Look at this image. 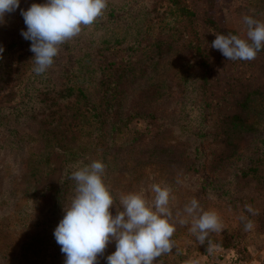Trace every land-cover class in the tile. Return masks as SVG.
Here are the masks:
<instances>
[{
    "label": "rangeland",
    "instance_id": "obj_1",
    "mask_svg": "<svg viewBox=\"0 0 264 264\" xmlns=\"http://www.w3.org/2000/svg\"><path fill=\"white\" fill-rule=\"evenodd\" d=\"M34 2L43 0H21L0 22V264H64L54 230L74 194L70 165L93 160L105 164L117 206L141 189L153 201V184L170 189L173 248L153 264H264V52L226 60L210 47L214 33L246 39L244 17L264 21V0H184L207 67L175 48L156 55L157 45L184 39L170 30L176 16L182 22L177 12L165 13L159 0H107L42 74L21 34L20 9ZM67 87L74 93L56 99ZM106 89L120 96L125 122L102 142L92 115L107 107ZM238 113L247 120L235 128L229 117ZM193 198L220 225L203 243L184 212ZM237 249L250 260L236 261ZM113 251L114 241L98 264Z\"/></svg>",
    "mask_w": 264,
    "mask_h": 264
},
{
    "label": "clouds",
    "instance_id": "obj_2",
    "mask_svg": "<svg viewBox=\"0 0 264 264\" xmlns=\"http://www.w3.org/2000/svg\"><path fill=\"white\" fill-rule=\"evenodd\" d=\"M20 3L21 0H0V22L20 8ZM106 4L107 0H43L20 9L26 26L21 34L31 41L35 73L46 72L60 45L77 36L82 25H92ZM244 23L246 39L214 33L210 47L220 51L226 60H254L264 46V21L245 16ZM70 167L74 194L70 202L63 203L64 215L54 230L64 264H98V258L112 241L115 251L106 256V264H153L172 250L175 226L170 222L168 187L151 185L155 194L151 202L146 199L144 189L129 192L120 197L117 206L104 180L105 164L101 160L88 164L80 161ZM114 205L115 214L111 210ZM184 212L192 218L190 231L201 243L210 230L219 229L216 213L202 210L195 198Z\"/></svg>",
    "mask_w": 264,
    "mask_h": 264
},
{
    "label": "trees",
    "instance_id": "obj_3",
    "mask_svg": "<svg viewBox=\"0 0 264 264\" xmlns=\"http://www.w3.org/2000/svg\"><path fill=\"white\" fill-rule=\"evenodd\" d=\"M162 4V6L165 8V13H171L174 14V12H177V15L179 18L182 19V22L177 20L176 16V21L175 24L170 28V30H173L174 28H177V31L182 33V38L184 39L180 40V43H177L174 40H171L168 42L167 47H165L164 44H159L156 46L155 53L158 55V57H164L168 52H170L172 49H178L183 53H187L189 56L191 55L192 57L195 55L199 56V64L202 66L207 67V62L206 59L203 56V49L201 47L200 41L198 39L197 33L193 31V16L194 12L188 7V5L184 2V0H159ZM165 2L162 3V2ZM159 9H155V11H158ZM114 13V12H113ZM233 35H237V32L232 31ZM175 36L174 32H171V36ZM8 49H10L8 47ZM258 52H264V46L260 49ZM197 65V64H195ZM78 94L83 95L84 93L82 92L81 88H78ZM68 92L74 93V89L72 87H67L61 90H57L55 94H57V98H62L64 97V94ZM260 92H253L249 93L246 95L243 101L240 102V107L246 110L248 108V104L250 103L251 99L250 96L252 94H257ZM45 96L48 99H55L52 95L51 92L45 94ZM105 102L107 103V107L105 110H96V114H93V123L99 125V133L100 135V140L103 142V140L109 139V135H112V137L116 134L117 129L120 128L121 122H125V119L121 118L122 116V100H120V96H114L113 94H109L108 90H105ZM111 96V97H110ZM111 98V100L109 99ZM57 101V100H56ZM56 102H54L55 104ZM116 120H114V118ZM231 124L237 128L239 125H245V122L247 120V116H243L242 114H234L229 117ZM107 124H111L110 126H107ZM74 125H77V123H73ZM67 133L63 132L62 130L60 131V135H65ZM257 170V167L251 166L248 170H242L241 175L243 176H248L249 171L255 172ZM241 251L237 249L236 251V256L235 260L236 261H248L251 258L250 254H241Z\"/></svg>",
    "mask_w": 264,
    "mask_h": 264
}]
</instances>
